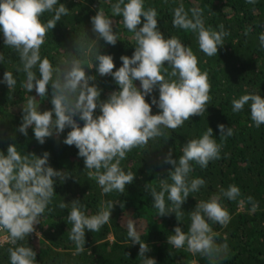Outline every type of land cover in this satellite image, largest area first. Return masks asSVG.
Returning a JSON list of instances; mask_svg holds the SVG:
<instances>
[{"label": "clouds", "instance_id": "clouds-1", "mask_svg": "<svg viewBox=\"0 0 264 264\" xmlns=\"http://www.w3.org/2000/svg\"><path fill=\"white\" fill-rule=\"evenodd\" d=\"M247 2L254 4L256 0ZM144 4L145 0H117L111 5L112 16H122L124 28L133 34L135 51L131 57L122 55V66L113 71V57L101 54L98 47L95 48L94 62L98 61V64L92 62L87 66H95L101 76H113L119 85L118 91L111 92L102 101V90L94 83L90 84L95 76L85 71L83 58L92 52V45L87 40L76 39V50L71 59L62 60L56 67L49 59L41 58V46L48 31L68 14L64 4L58 0H0V32L5 46L19 56L22 67L17 66L16 71L26 74L23 86L28 93L35 88L40 98L47 96L49 84L52 87L53 108L41 112L38 100L29 96L23 105L22 124L18 131L27 136L28 128L32 126L36 140L43 144L47 137L55 134L58 138L66 127H70L63 143L76 146L78 155L84 158L85 168L89 170L88 177L96 180L104 195L124 193L126 185L133 182L135 174L121 167L127 153L147 146L149 140L166 137L165 129L176 130L193 116H202L211 101V83L207 73L199 68L197 56L177 37L166 39L159 30L156 9H145ZM45 13H54L46 23L41 19ZM142 18L143 26L139 27ZM91 23L96 45L100 38L113 46L120 39L113 30V20L102 9L91 18ZM172 23L173 27L195 33L199 49L208 57L217 55L228 35L223 25L219 31L205 27L202 9L192 7L186 11L182 3L173 9ZM259 41L264 47V33L259 36ZM4 62L5 56L0 53V63ZM34 69L39 70V78ZM136 80L140 81L139 88L134 84ZM3 82L9 90H14L17 85L13 72L8 70L4 73ZM157 87L158 101L153 96L150 104L145 97ZM153 104L161 110L157 114L152 113ZM246 104L250 105L255 126L264 124V97L255 93L244 94L232 100V111L238 113ZM97 108L101 114L94 116ZM77 116L84 121L82 127L75 119ZM218 128L220 143L213 138V129L208 127L200 138L190 139L184 144L178 160L172 157L171 149L165 155L164 162L173 168L167 178L159 181V191L146 185L153 197L156 214L166 216L175 213L177 220L182 221V205L189 194L198 192L206 183L203 178L189 179L193 162L203 169L210 161L220 159L224 141L233 135L231 127L219 124ZM48 160L47 151L41 156L22 154L16 144L8 145L7 154L0 152V231L7 233L4 241L12 245L8 248L10 264H36L33 248L18 242L36 232L41 216L46 210L51 211L48 206L56 194L55 178L64 182L69 176V173L50 166ZM166 194L170 204L166 203ZM220 195L235 201L241 197V190L233 184L227 189L221 188ZM247 201L255 211L258 203L250 196ZM116 203L101 201L97 213L87 215L79 200L72 201L66 219L71 224L68 238L76 246L74 254L84 252L86 229L99 232L110 222ZM120 206L124 207L123 204ZM58 207L65 209L67 203L63 201ZM189 215L188 230L185 232L176 226L174 233L168 236V244L175 249L186 246L189 252L207 257L214 264L219 254L227 251L228 245L216 242L219 234L213 230L212 224L226 226L231 220L229 211L220 203V196L214 195L207 201H198ZM126 227L130 242L139 244L138 256L142 258V264H156L154 258L145 255L150 248L141 239L136 221L128 219Z\"/></svg>", "mask_w": 264, "mask_h": 264}, {"label": "trees", "instance_id": "trees-1", "mask_svg": "<svg viewBox=\"0 0 264 264\" xmlns=\"http://www.w3.org/2000/svg\"><path fill=\"white\" fill-rule=\"evenodd\" d=\"M68 8V14L57 21L55 27L48 31L45 43L41 46V58H47L54 67L62 60L71 59L75 53V40L84 38L92 45V52L84 57L85 71L95 76V84L100 88V99L106 100L113 91L119 90L113 76H101L96 67L89 68L87 64L94 62L95 48L101 54L111 55L115 68L122 66V55L129 57L135 51L132 33L128 32L122 23V16H112L111 5L117 0H58ZM94 3L97 4L96 7ZM183 4L185 10L199 7L203 11L205 27L220 30L223 25L228 35L224 44L219 47L216 56L208 57L198 45L197 35L182 28L173 27V9ZM59 6V5H57ZM145 9L155 8L158 15V26L164 37H177L185 46L192 49L199 61V68L206 72L211 83V101L202 116H193L176 130L165 129L166 137L149 140L145 147L134 148L127 153V158L121 161V167L135 174L131 184L126 185L124 193L112 192L102 194L100 186L94 178L88 177L84 158L78 155L75 145L63 143L67 133L66 127L59 137L54 134L40 144L33 127L28 128L25 136L18 131L22 124L23 105L29 96H34L39 103V110H51V84L48 94L40 98L35 88L27 92L23 86L26 74L16 71L20 65L18 54L5 46L3 33L0 32V53L5 56V62L0 63V152L7 154L9 144H16L22 154L49 153L48 163L54 169L69 173L68 178L61 182L55 178L56 192L47 211L41 216L40 224L36 225V233L30 234L19 244L30 246L36 252V264H142L139 254V244H132L127 237V220L136 221L141 239L149 245L150 251L145 255L154 258L156 264H213L207 257L193 254L187 247L175 249L169 245L168 236L174 233V228L180 226L183 231L190 225L189 213L195 209L200 200H209L212 196H220V203L229 211L231 220L226 226L212 224L219 235L218 244L227 243L226 252H221L214 264H264V124L256 127L251 120L250 105L238 113L232 111V100L249 93L264 97V47H261L259 36L264 33V0L248 3L247 0H145ZM102 9L113 20V30L119 38L113 46L100 38L95 44L96 34L92 31L91 18ZM54 13H45L43 22L52 19ZM191 13L189 12V17ZM143 26V18L141 25ZM98 64L97 62H94ZM12 71L17 79L14 90H9L3 82L5 71ZM37 78L40 77L38 69ZM139 88L140 81H134ZM153 96L157 101L159 89L145 97L151 104ZM161 111L157 105H152V113ZM97 108L94 116L100 115ZM53 118L55 114L53 113ZM82 127L84 121L75 117ZM224 124L233 129V135L227 137L221 150L220 159L210 161L206 168H201L193 162V171L189 179L203 178L205 185L198 192L189 194L182 205L184 216L178 221L175 213L160 216L153 207V197L146 185L154 186L159 191V181L167 178L173 165L165 163L164 157L171 149L172 157L179 158L185 143L190 139L200 138L208 127L213 129V138L221 142L218 125ZM169 183L171 181L169 180ZM236 185L241 190V197L229 200L220 195V189ZM252 197L258 203L255 211L247 197ZM73 200L83 204L87 215L96 214L101 201L117 202L112 210L111 220L99 232L85 230V249L83 253L74 254L76 246L69 240L71 224L67 222ZM166 203L170 204L165 195ZM243 200V203H240ZM67 203L65 209H60L61 202ZM120 204L124 207L121 208ZM211 223V222H210ZM7 242L0 244V264H10ZM171 253V255L169 254ZM128 254V255H127Z\"/></svg>", "mask_w": 264, "mask_h": 264}, {"label": "built area", "instance_id": "built-area-1", "mask_svg": "<svg viewBox=\"0 0 264 264\" xmlns=\"http://www.w3.org/2000/svg\"><path fill=\"white\" fill-rule=\"evenodd\" d=\"M97 1H99V0H97ZM96 6H97V4L94 3V6H93V7H96ZM3 233H6V232L0 231V244L3 243V242H5V241H4V237L7 235V233L4 234V235H1V234H3ZM37 234H38V233H37Z\"/></svg>", "mask_w": 264, "mask_h": 264}, {"label": "rangeland", "instance_id": "rangeland-1", "mask_svg": "<svg viewBox=\"0 0 264 264\" xmlns=\"http://www.w3.org/2000/svg\"><path fill=\"white\" fill-rule=\"evenodd\" d=\"M35 233H36V232H35ZM38 233H39V232H38ZM4 234H6V233H3V234H1V235H4ZM39 234H40V233H39ZM39 234H37V235H39ZM191 263H192V264H194V262H193V261H192Z\"/></svg>", "mask_w": 264, "mask_h": 264}]
</instances>
